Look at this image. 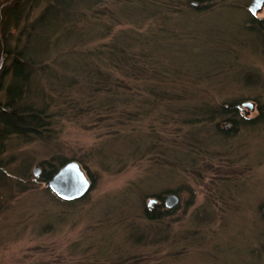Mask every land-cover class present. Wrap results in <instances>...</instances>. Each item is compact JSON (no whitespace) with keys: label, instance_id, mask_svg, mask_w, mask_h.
Wrapping results in <instances>:
<instances>
[{"label":"rangeland","instance_id":"1","mask_svg":"<svg viewBox=\"0 0 264 264\" xmlns=\"http://www.w3.org/2000/svg\"><path fill=\"white\" fill-rule=\"evenodd\" d=\"M47 1L33 2L28 22ZM75 2L69 17L76 25L49 5L26 45L48 69L38 74L46 90L24 99L41 105L42 91L52 96L51 135L0 141V264H264V120H256L259 103L264 107V36L248 20L251 0ZM166 7L176 11L165 14ZM93 8L105 9L99 21ZM135 35L138 42L148 37L160 70L127 81L103 55L111 40L120 46L122 37ZM102 43L108 44L102 56L89 51ZM95 65L138 85L135 105L78 112L94 92L82 81ZM72 73L82 86L48 89L50 77ZM180 77L187 87L181 101L172 92L158 100L147 90L151 80ZM234 99L252 123L223 133L219 126L232 128L227 120L182 121L199 116L202 101L217 106ZM68 100L76 103L68 107ZM181 104L196 115H182ZM127 110L137 117L127 120ZM64 156L79 158L92 184L82 199L66 203L35 175L43 160ZM174 192L172 213L145 217L144 207L154 206L150 198Z\"/></svg>","mask_w":264,"mask_h":264},{"label":"trees","instance_id":"2","mask_svg":"<svg viewBox=\"0 0 264 264\" xmlns=\"http://www.w3.org/2000/svg\"><path fill=\"white\" fill-rule=\"evenodd\" d=\"M34 1L35 0H0V92L3 91L2 94H5L4 101L0 102V141L9 137L11 134H16L19 136L23 135L30 140L42 139L51 135V132H49V126L51 125L52 114L47 111V107L50 106L52 96H44L42 91V100L44 101V97L47 100L45 102L41 101V105H38V103L34 102L33 100H31L29 103L24 99L29 95L30 92H35L34 94L38 95L40 90H46L44 83L45 85L47 84L42 78L43 76L40 77L38 74L40 73V70L43 72L48 69L46 63H41L39 60L34 58V55H32L26 45L30 35L35 31L37 23L43 22L45 18L47 19L49 13L51 12L48 10L49 5H54V7H57L58 3L56 0H48L47 5L42 13H40V15H38L37 18L30 23L27 20L30 17V9L33 7ZM82 2H85L86 5L93 6L97 3H100V0H82ZM74 3H76L75 0H68L67 3L65 2L63 5H58L59 11L63 13L65 12V15L67 14V17L65 18L70 21V25H76V17H69V12L73 13L72 5H74ZM196 4L193 5V8H198ZM103 5L106 6L105 4ZM56 9L58 10V8ZM169 11L175 12L176 10L166 7L164 12L166 14ZM93 12L95 19L99 21L102 14L105 12V9L99 10L93 8ZM248 16L249 22L254 23L252 22L255 19L254 16H252L250 12L248 13ZM144 39H146V37ZM139 40L140 38L138 35L132 36L128 39L127 36H125L122 37V40L120 41L122 45L120 46L111 40V45L107 47V53H105L106 56L103 55V59H105V57L108 58V63L110 66H112L113 70L116 69L123 72V75H125V79L127 81L136 79L137 76L143 75L148 71L153 72V77H155V73L160 70L159 67L157 68V63L159 64V62L154 58L152 59L153 54L150 52L148 37L146 40H143L144 42H138ZM138 43L139 46L134 50L133 48L135 44ZM104 45L107 46L108 44L102 43L97 48L96 46H93L92 50L89 49V51L94 52L98 57L102 56L103 50H100V48H102ZM139 62L143 63L144 65H140ZM85 77H87V79H84L82 83L94 88V92L90 94L88 104L86 101L85 107L81 106L80 104L77 109L78 112L84 111L85 109V112H92L95 114L97 110L103 108L106 112H110L115 110L118 106L124 110L125 106L130 107V104L135 105L137 102V95L140 93V88L138 85H134V87H132L125 81V79L124 83L122 81L120 82L119 77L116 75L113 76V74L110 72H103L96 65L93 68L89 67ZM198 77L199 76H194L190 79L195 83L198 80ZM148 78H150V76H148ZM182 80L185 81V78L180 77L158 79L153 80V82L151 80V83L148 86L149 88L146 89L149 91V93L157 96L158 100L159 98L162 99V97L165 96L170 97V92H172L177 94L175 96L176 100L181 101L182 97L185 98L186 96H178V94H183L187 88L186 86H182ZM48 83L49 90L72 88L75 87V85H81L80 79L76 77L75 74L72 76L67 74L61 75L60 77H50ZM100 91H102V93L99 94V97H102V100H99L98 97L97 101L93 102L97 96V93ZM90 102L93 103L91 104ZM73 103L76 102H71L68 100L66 104L68 107H70L73 105ZM238 105L240 106V104H238V99L231 101H221L217 106L207 103V101H202L200 105L201 108L197 113L199 116L196 118L195 116L190 118L189 115H196V113H194L195 110L190 114V111L188 110L189 107L184 104L179 106H182V112L178 111V113L181 112L182 115L189 116L187 119L182 118V121L187 122L191 121L193 118L202 121L204 119H208L210 121L215 119L218 121L217 124H219L220 121L227 120L230 122V126H232V128L223 129L219 126V129L225 133L227 131L232 132L238 125H240V123L249 124L254 121L253 118H248L247 115L245 116L244 113H241L240 107ZM133 113L134 116H131L133 114L130 110H127V116H125V118L128 120L132 119L131 117H137L138 113ZM258 113L259 114L256 120H264V107L260 103ZM123 116V113H120V117ZM96 118L101 121L104 117L97 116ZM67 159L68 158L65 156L61 157L58 159L57 163H52L50 160H43L40 163L42 169H40L36 180L43 183L45 180L50 178L52 174L61 165H63ZM76 159L80 161L79 158L76 157ZM17 182L19 183L20 181ZM45 188L53 195V197H55V199L59 201L63 203L73 202L61 199L56 194H54L48 186ZM163 198L164 196H161L160 194L150 198L154 206L152 208L148 203L144 207L143 214L147 219H158L161 218V215L163 216L164 214H170L173 212L174 208H168L165 203H162ZM140 238L141 236L138 237V239ZM131 258L134 259L137 258V256L133 255ZM122 260L123 258H121V261ZM126 263L127 261L125 259L123 264Z\"/></svg>","mask_w":264,"mask_h":264},{"label":"water","instance_id":"3","mask_svg":"<svg viewBox=\"0 0 264 264\" xmlns=\"http://www.w3.org/2000/svg\"><path fill=\"white\" fill-rule=\"evenodd\" d=\"M263 3L264 0H251L248 8L251 13L256 14L262 9ZM242 105L253 109L255 104L252 101H245ZM38 167L37 164H34L35 170ZM38 174V171H35V175ZM44 183L54 194L65 201L83 197L92 185L89 174L86 173L83 165L77 159L66 160ZM177 201L178 196L175 192L168 193L164 198L167 207L174 206Z\"/></svg>","mask_w":264,"mask_h":264},{"label":"flooded vegetation","instance_id":"4","mask_svg":"<svg viewBox=\"0 0 264 264\" xmlns=\"http://www.w3.org/2000/svg\"><path fill=\"white\" fill-rule=\"evenodd\" d=\"M264 3H263V7H262V9H260L259 11H257V13L256 14H253V13H251L250 12V10H249V8H248V11L250 12V14L252 15V16H254V20L252 21V22H254L253 23V26H255L258 30H260V32L263 34V36H264ZM239 106V105H238ZM240 107V106H239ZM242 108L240 107V110H241Z\"/></svg>","mask_w":264,"mask_h":264}]
</instances>
